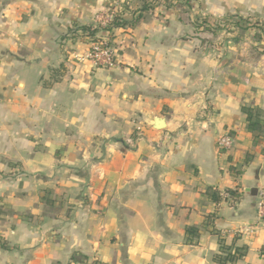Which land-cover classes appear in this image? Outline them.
Here are the masks:
<instances>
[{"label":"crops","instance_id":"crops-1","mask_svg":"<svg viewBox=\"0 0 264 264\" xmlns=\"http://www.w3.org/2000/svg\"><path fill=\"white\" fill-rule=\"evenodd\" d=\"M145 8L0 0V264H217V236L185 238L212 215L228 244L248 247L238 264H264L248 192L264 189V141L254 144L241 110H264V39L235 22L226 35L195 24L264 20V0L157 6L134 28L100 29L115 65L96 68L80 28L109 12L130 23ZM209 189L243 196L216 204Z\"/></svg>","mask_w":264,"mask_h":264},{"label":"trees","instance_id":"trees-1","mask_svg":"<svg viewBox=\"0 0 264 264\" xmlns=\"http://www.w3.org/2000/svg\"><path fill=\"white\" fill-rule=\"evenodd\" d=\"M143 1L146 8L144 10H141L140 15L132 22L128 23L122 21L121 17L116 16L115 19L110 23V25L107 28H104L103 30L111 32L112 30L121 27L130 26L134 28L138 24V22L142 20L143 14L146 11L153 9L157 6H164L167 9H171L175 7L181 10L185 7L187 8L191 7V0H143ZM237 25L238 23L236 24V26ZM80 30L85 32L87 36L94 41L95 40L94 37L99 32L100 28L81 27ZM94 42H96V40ZM241 110L243 114H245L246 116V129L248 133L251 134L254 140V144L257 145L261 141H264V110L260 109L259 107L247 106V105H243ZM263 153H264V148H263ZM253 159H254V155L248 153L240 164L231 167L230 169L231 175L235 178L241 177L245 169L251 165ZM206 195L216 204L221 203L222 200L225 199L231 205L240 201L243 196L240 192L236 190L227 191L224 194H222L214 189H209ZM215 219H216L215 215L208 216L202 226L188 227L186 229V236H185L187 244L189 245L198 244L202 233L206 231L210 232L211 234L217 236L219 241V252L214 256L215 263L238 264L240 261H242L247 257L248 247L237 246L236 245L237 238H235L231 244H228L226 238L222 235V233L215 228V223H214ZM93 264H101V263L95 261L93 262Z\"/></svg>","mask_w":264,"mask_h":264},{"label":"built area","instance_id":"built-area-1","mask_svg":"<svg viewBox=\"0 0 264 264\" xmlns=\"http://www.w3.org/2000/svg\"><path fill=\"white\" fill-rule=\"evenodd\" d=\"M115 12H109L106 14L98 15L96 17L97 27L100 29L107 28L110 23L115 19ZM105 32L109 35V31ZM89 60L93 63L96 68H112L115 65V54L113 49L109 45L107 38L100 39L94 42L88 53ZM138 130H141L139 128ZM131 142V141H130ZM233 144V138L226 134L219 138L217 146L219 150H225L231 148ZM257 209L259 221L264 224V189L260 190L257 195Z\"/></svg>","mask_w":264,"mask_h":264},{"label":"rangeland","instance_id":"rangeland-1","mask_svg":"<svg viewBox=\"0 0 264 264\" xmlns=\"http://www.w3.org/2000/svg\"><path fill=\"white\" fill-rule=\"evenodd\" d=\"M226 17L223 19H214V18H202L197 19L195 24L199 27H203L205 30H209L213 28L214 30L219 29L220 31L227 33V29L233 26V22L238 23L239 25L242 24L247 29H251L253 32L256 33L255 37L253 36L252 39L255 41H261L264 39V20L258 19L255 17ZM206 19V20H204ZM230 19V20H229ZM206 22V23H205ZM211 27V28H208ZM224 34V33H223Z\"/></svg>","mask_w":264,"mask_h":264},{"label":"water","instance_id":"water-1","mask_svg":"<svg viewBox=\"0 0 264 264\" xmlns=\"http://www.w3.org/2000/svg\"><path fill=\"white\" fill-rule=\"evenodd\" d=\"M157 127L161 129L164 127V125L163 123L161 124V122L159 121L157 122ZM248 192L251 193V195L257 199V195H258L257 189H250Z\"/></svg>","mask_w":264,"mask_h":264}]
</instances>
